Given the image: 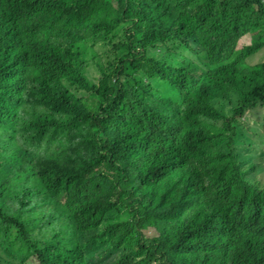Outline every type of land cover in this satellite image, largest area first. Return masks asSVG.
Returning a JSON list of instances; mask_svg holds the SVG:
<instances>
[{
  "label": "trees",
  "instance_id": "1",
  "mask_svg": "<svg viewBox=\"0 0 264 264\" xmlns=\"http://www.w3.org/2000/svg\"><path fill=\"white\" fill-rule=\"evenodd\" d=\"M262 51L264 0H0L6 264H264Z\"/></svg>",
  "mask_w": 264,
  "mask_h": 264
},
{
  "label": "rangeland",
  "instance_id": "2",
  "mask_svg": "<svg viewBox=\"0 0 264 264\" xmlns=\"http://www.w3.org/2000/svg\"><path fill=\"white\" fill-rule=\"evenodd\" d=\"M245 41H246L245 43H248V41H249V37L248 36L245 37ZM100 47H101V45H100ZM106 50H107V48L104 47V43H103V47H101L100 49L97 50V57H96V59H98V58L105 59ZM262 54L264 55V51H262ZM88 75L91 78H94L97 75V71H96V68H95L94 65H90ZM247 115H249V114L247 113ZM250 116L253 117V118H255V119H257V117H255L252 113H250ZM246 118H247V116H245L244 119H246ZM244 119H242V121ZM246 124L252 125L251 120H249V121L247 120L246 121ZM235 142L236 143H243L244 146L242 148V153L245 156H247L248 153H247V149L246 148H248V142L246 140L245 135L244 136L243 135H239L238 138H237V140ZM257 155H258V153L256 154V156ZM258 160H260V158H256L255 159V161H258ZM143 234H144V237L145 238H151V237L155 236L157 234V232L153 228L149 227V228H146V229L143 230ZM6 263H9L8 258L5 255H3V254L0 253V264H6Z\"/></svg>",
  "mask_w": 264,
  "mask_h": 264
}]
</instances>
